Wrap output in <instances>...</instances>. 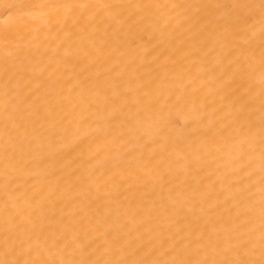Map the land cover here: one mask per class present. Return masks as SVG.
I'll list each match as a JSON object with an SVG mask.
<instances>
[{"label": "bare ground", "instance_id": "1", "mask_svg": "<svg viewBox=\"0 0 264 264\" xmlns=\"http://www.w3.org/2000/svg\"><path fill=\"white\" fill-rule=\"evenodd\" d=\"M0 264H264V0H0Z\"/></svg>", "mask_w": 264, "mask_h": 264}]
</instances>
